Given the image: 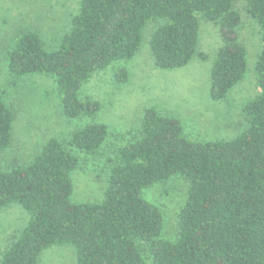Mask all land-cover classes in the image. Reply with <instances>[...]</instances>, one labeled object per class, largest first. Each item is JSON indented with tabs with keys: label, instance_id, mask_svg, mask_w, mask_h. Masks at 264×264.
Instances as JSON below:
<instances>
[{
	"label": "trees",
	"instance_id": "trees-1",
	"mask_svg": "<svg viewBox=\"0 0 264 264\" xmlns=\"http://www.w3.org/2000/svg\"><path fill=\"white\" fill-rule=\"evenodd\" d=\"M236 1L79 0L52 50L37 31L17 29L5 53L8 75L52 77L63 117L87 123L49 138L25 166L0 168V210L18 204L29 216L0 264H38L52 246L73 247L76 264H264V0H243L261 42L254 64L258 93L244 105L246 126L232 140L191 141L178 119L152 108L107 157L108 128L94 121L101 105L81 96L95 73L133 59L152 21L160 23L149 39L155 68L185 67L197 54L202 15L222 41L209 98L224 100L247 71ZM114 78L127 83L126 69ZM5 95L0 89V153L11 144L15 119ZM103 157L111 167L101 200L74 203L71 173L82 161ZM173 178L189 186L176 235L166 239L163 215L143 192Z\"/></svg>",
	"mask_w": 264,
	"mask_h": 264
},
{
	"label": "rangeland",
	"instance_id": "rangeland-1",
	"mask_svg": "<svg viewBox=\"0 0 264 264\" xmlns=\"http://www.w3.org/2000/svg\"><path fill=\"white\" fill-rule=\"evenodd\" d=\"M79 0H0V89L14 112L12 140L0 153V168H20L39 153L49 138H63L86 125V119L68 120L58 104L52 77L35 75L26 79L7 73L5 53L17 29L37 31L48 49H54L58 35L68 29ZM240 15L239 40L247 53V71L222 101L209 98L210 70L222 41L217 27L197 15L199 23L197 54L183 68L159 70L154 66L149 39L159 22L143 30L142 44L128 63H113L95 73L81 88V96L101 105L94 121L107 126L109 139L104 154L112 156L116 145L139 129L144 112L156 109L163 116L178 119L186 137L194 142L232 140L246 126L244 105L258 93L254 64L261 48L258 28L245 12V2L237 0ZM198 54L205 55L200 59ZM126 69L128 82L118 84L115 71ZM119 143V144H118ZM107 157L81 162L71 173L74 203H96L104 194L110 162ZM189 183L173 178L143 192V198L159 208L164 219L163 236L176 235V214L185 201ZM29 216L18 204L0 210V259L4 251L26 226ZM38 264H76L71 246H52L44 250Z\"/></svg>",
	"mask_w": 264,
	"mask_h": 264
}]
</instances>
